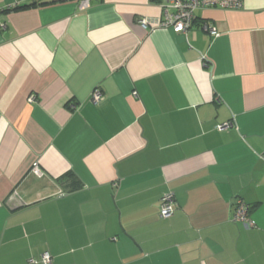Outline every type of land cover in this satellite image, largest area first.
I'll return each mask as SVG.
<instances>
[{"label": "crops", "instance_id": "0c3cea01", "mask_svg": "<svg viewBox=\"0 0 264 264\" xmlns=\"http://www.w3.org/2000/svg\"><path fill=\"white\" fill-rule=\"evenodd\" d=\"M39 1L0 0V264H264V0L185 34L159 0Z\"/></svg>", "mask_w": 264, "mask_h": 264}, {"label": "built area", "instance_id": "2783aa9c", "mask_svg": "<svg viewBox=\"0 0 264 264\" xmlns=\"http://www.w3.org/2000/svg\"><path fill=\"white\" fill-rule=\"evenodd\" d=\"M72 1H76L78 3L80 10H84L90 3V0ZM159 6L164 17V23L162 24L163 28H169L175 34H185L192 26L195 10L200 8L239 10L242 7V0H159ZM136 24L142 28H147V22L143 19H138ZM212 31L213 30H211V32ZM90 99L94 104H96L102 99V94L98 90H95L91 94ZM31 173L40 178L43 176L36 164L32 166ZM233 209L234 221L241 222L248 228L254 227L248 217V205L241 200H236L234 202ZM173 213V197L171 195H166L161 201L159 216L161 219H169L172 217ZM41 263L52 264V257L48 253H44L41 257Z\"/></svg>", "mask_w": 264, "mask_h": 264}, {"label": "trees", "instance_id": "16d2710c", "mask_svg": "<svg viewBox=\"0 0 264 264\" xmlns=\"http://www.w3.org/2000/svg\"><path fill=\"white\" fill-rule=\"evenodd\" d=\"M42 2H40L39 0H36V1H28V3H25V2L16 3L11 8L14 10H22V9L33 7L35 5H39ZM55 182L59 187H61L63 189V191L65 193H68V192L70 193V192H73V191L80 188V185L78 184L75 176L72 173H67V174L63 175L59 179H56ZM68 183H70V184H68Z\"/></svg>", "mask_w": 264, "mask_h": 264}]
</instances>
